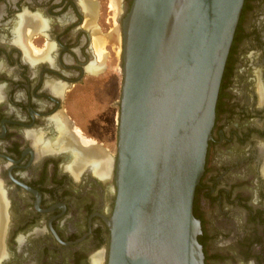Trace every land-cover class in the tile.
<instances>
[{"label":"flooded vegetation","instance_id":"obj_1","mask_svg":"<svg viewBox=\"0 0 264 264\" xmlns=\"http://www.w3.org/2000/svg\"><path fill=\"white\" fill-rule=\"evenodd\" d=\"M115 1L0 0V264H108L118 154L108 123L122 80L106 48L121 50L133 0ZM258 48L264 0H245L195 193L205 264H264V140L252 138L264 127L249 122L264 119ZM106 159L109 173H94Z\"/></svg>","mask_w":264,"mask_h":264},{"label":"water","instance_id":"obj_2","mask_svg":"<svg viewBox=\"0 0 264 264\" xmlns=\"http://www.w3.org/2000/svg\"><path fill=\"white\" fill-rule=\"evenodd\" d=\"M245 0H133L121 21L108 264H205L195 193Z\"/></svg>","mask_w":264,"mask_h":264},{"label":"rangeland","instance_id":"obj_3","mask_svg":"<svg viewBox=\"0 0 264 264\" xmlns=\"http://www.w3.org/2000/svg\"><path fill=\"white\" fill-rule=\"evenodd\" d=\"M104 3V1H107V4H110L111 3V0H100ZM102 3V5H103ZM112 16H113V24H112V28L114 27L115 25V11L112 10L111 13ZM119 43V42H118ZM106 50L110 51V54L111 56L109 57L111 61H109L110 63V67H111V71L115 74L114 77H115V81L118 83V82H121L122 80V73H121V53H122V48L121 50L119 49V52L118 50L116 49V47L114 45H111L109 47L106 48ZM258 51H261V55H264V51H262L260 48L257 49ZM252 52H250L249 54H251ZM248 55V52L246 51V53ZM247 75L246 74H243L242 75V80H247V78L245 79ZM238 86H240V84L238 83L237 84ZM239 94H241V97L244 98V99H248V102L250 103V99L252 98L251 96V91H250V88L245 85L244 88H242L241 90L239 89ZM117 95H113V98H115ZM110 121L108 123L109 125V131H110V134H111V137L109 140H107L110 144V147L112 150H114V140H115V136H116V131H117V128H118V118H119V110L117 108H113L110 110ZM237 120L234 119L232 122H236ZM249 122L252 124V126L254 127H258L260 129H262L264 127V119L262 117H256V116H253V118L251 120H249ZM248 122V123H249ZM230 123V125H231ZM254 140H258L260 141L261 140H264L262 137H259L257 133L253 134V137H252ZM258 144V143H257ZM247 145V144H246ZM247 146H241L240 144H237V145H234L233 147V153H238V154H243L245 155V151L247 150ZM251 182V181H250ZM249 182V183H250ZM250 187V190L252 191V189H256V190H263L261 187V185H253L252 186H249ZM252 187V189H251ZM261 199H263L262 197H260ZM263 202H264V199H263ZM241 261V260H240Z\"/></svg>","mask_w":264,"mask_h":264},{"label":"bare ground","instance_id":"obj_4","mask_svg":"<svg viewBox=\"0 0 264 264\" xmlns=\"http://www.w3.org/2000/svg\"><path fill=\"white\" fill-rule=\"evenodd\" d=\"M116 1H117V0H116ZM116 1H115V3H118V1H117V2H116ZM115 3H114V4H115ZM118 5H119V3L117 4V6H118ZM91 6H92V5H91ZM117 10H118V9H117ZM117 28H118V27H117ZM117 28H116V29H117ZM116 29H115V32L113 33V37H116V35H117V37H119V29H117V30H116ZM114 35H115V36H114ZM96 39H97V38H96ZM119 40H120V39H118V41H119ZM97 41H98V40H97ZM97 41H95V42H97ZM98 43H99V42H98ZM95 44H97V43H95ZM99 44H100V43H99ZM118 44H119V43H118ZM61 126H62V125H61ZM60 134H61V133H60ZM63 136H64V135H63ZM58 137H59V136H58ZM48 142H49V141H48ZM49 145H50V143H49ZM49 145H48V147H49ZM65 145H66V144H65ZM42 146H43V145H42ZM44 146H45V145H44ZM44 146H43V147H44ZM61 147H62V146H61ZM41 148H42V147H41ZM41 148H40V150H41ZM55 148H56V147H55ZM55 148H54V149H55ZM49 149H50V148H49ZM59 149H60V147H59ZM91 149H92V147H91ZM42 150H43V149H42ZM93 150L95 151V149H93ZM99 151H100V150H99ZM45 152H46V151H45ZM50 152H51V151H50ZM80 153H81V152H80ZM87 154H88V153H87ZM92 154H93V152H92ZM95 154H96V158H97V151L95 152ZM102 154H103V153H102ZM102 154H101V155H102ZM76 155H78V154H76ZM81 155H82V154H81ZM104 155H105V154H104ZM93 156H94V155H93ZM81 157H82V156H81ZM82 158H83V157H82ZM94 158H95V156H94ZM104 158H105V157H104ZM78 159H81V158H78ZM87 159H88V157H87ZM92 160H93V159H92ZM102 160H103V159H102ZM85 161H86V160H85ZM90 161H91V160H90ZM90 161H89V162H90ZM87 162H88V161H87ZM89 162H88V163H89ZM109 162H110V160H109V159H106L105 162L103 161V164H102L100 167L97 165L98 168L94 169V173H97V174H99V175H100V174L103 175V174H107V173H109V172H108V170H109V168H110V167H109V164H110ZM76 163H77V162H76ZM91 163H92V162H91ZM100 163H101V162H100ZM81 166H82V165H81ZM85 166H86V165H85ZM93 166H95V165H93ZM93 168H94V167H93ZM93 168H92V169H93ZM82 169H83V168H82ZM75 170H76V169H75ZM75 170H74V171H75ZM80 171H81V170H80ZM78 175H79V174H78ZM108 175H109V174H108Z\"/></svg>","mask_w":264,"mask_h":264},{"label":"trees","instance_id":"obj_5","mask_svg":"<svg viewBox=\"0 0 264 264\" xmlns=\"http://www.w3.org/2000/svg\"><path fill=\"white\" fill-rule=\"evenodd\" d=\"M199 241H200V237H199Z\"/></svg>","mask_w":264,"mask_h":264}]
</instances>
